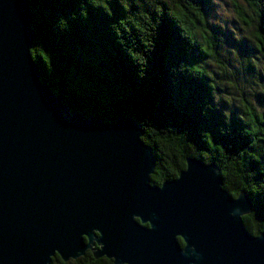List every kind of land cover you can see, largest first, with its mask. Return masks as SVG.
Masks as SVG:
<instances>
[{"label": "water", "instance_id": "obj_1", "mask_svg": "<svg viewBox=\"0 0 264 264\" xmlns=\"http://www.w3.org/2000/svg\"><path fill=\"white\" fill-rule=\"evenodd\" d=\"M34 43L29 5L0 0V264L87 251L113 264H264V233L244 227V190L232 197L218 166L194 157L152 185L135 120L71 111L40 80Z\"/></svg>", "mask_w": 264, "mask_h": 264}, {"label": "trees", "instance_id": "obj_2", "mask_svg": "<svg viewBox=\"0 0 264 264\" xmlns=\"http://www.w3.org/2000/svg\"><path fill=\"white\" fill-rule=\"evenodd\" d=\"M229 1L234 32L212 21L213 0H25L40 80L85 117L110 125L134 119L154 157L152 185L177 178L187 157L215 163L223 188L251 199L242 219L257 236L264 233V72L248 52L264 63V0ZM223 41L231 47L226 59ZM50 264L113 262L87 251L68 262L55 255Z\"/></svg>", "mask_w": 264, "mask_h": 264}, {"label": "rangeland", "instance_id": "obj_3", "mask_svg": "<svg viewBox=\"0 0 264 264\" xmlns=\"http://www.w3.org/2000/svg\"><path fill=\"white\" fill-rule=\"evenodd\" d=\"M210 17H211L212 21H214V23H216L220 27H223V28L226 27L228 30H231L233 32L237 31V29L239 28V25L235 21L236 20L235 14L231 8L229 0H213V8H212ZM223 46L224 47H222V54L224 56V59H226L227 53L229 51H231V49H230L231 47H228L224 41H223ZM239 54H240V51H236L233 54L231 53L230 54L231 56L228 59V61H230L233 64L238 62L236 57ZM248 54H249L248 58H253V61L259 67L258 69H260V71L264 72V63H263V61L257 62V59H255L256 53L248 52ZM226 62H227V60H226ZM215 69H217V68H215ZM256 105L258 106L257 103H256Z\"/></svg>", "mask_w": 264, "mask_h": 264}]
</instances>
